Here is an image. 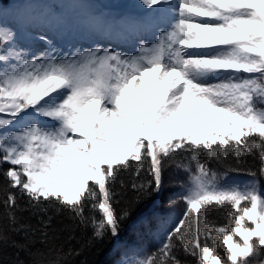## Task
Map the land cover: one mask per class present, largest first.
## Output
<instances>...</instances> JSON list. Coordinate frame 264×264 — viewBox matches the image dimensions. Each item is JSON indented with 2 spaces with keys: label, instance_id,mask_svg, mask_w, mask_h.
<instances>
[{
  "label": "snow or ice",
  "instance_id": "6c2138e0",
  "mask_svg": "<svg viewBox=\"0 0 264 264\" xmlns=\"http://www.w3.org/2000/svg\"><path fill=\"white\" fill-rule=\"evenodd\" d=\"M136 7L127 24L101 14V30L134 41L135 54L102 46L69 54L43 23L0 24V165L9 164L0 173V264H26L21 252L28 264H70L108 244L120 253L114 264H190L181 252L191 264H254L264 254V0ZM248 156L258 167L243 166ZM168 166L187 177L168 200L185 204L182 215L137 216L163 193ZM228 172L252 179L229 182ZM125 190L132 199L117 210ZM77 227L91 228L80 248L61 246L45 260L32 247L39 240L51 254L50 232ZM126 227L154 232L157 246L130 247Z\"/></svg>",
  "mask_w": 264,
  "mask_h": 264
},
{
  "label": "trees",
  "instance_id": "16d2710c",
  "mask_svg": "<svg viewBox=\"0 0 264 264\" xmlns=\"http://www.w3.org/2000/svg\"><path fill=\"white\" fill-rule=\"evenodd\" d=\"M33 3L38 5L39 7H45L46 5L49 6L50 9H56V8H62L63 10L72 11L76 5H71L67 2V0H31ZM77 6L84 2L87 3L85 0H75ZM15 0H0V9L3 7H11L12 4H14ZM75 7V8H76ZM16 30H19L16 28ZM59 37L61 39H64L66 42L67 49L69 50H77L76 45L71 39V35H66L59 33ZM130 159V158H129ZM202 160L205 159V157H201ZM130 163L132 165H135L137 162L132 161L130 159ZM229 163H233L232 161H229ZM259 165L258 160H254L251 156L247 157V163L244 164V167H252L256 168ZM9 167L8 163H4L0 165V173H2L3 170H6ZM210 167L214 168L218 172H224L226 169L223 166H220L218 164H210ZM124 180L126 182H130L132 177L128 175L127 172L124 173L123 176ZM227 179L229 182H243L246 180L252 179L251 177L247 176L245 173H233L228 172ZM260 180V188L264 190V178H257ZM3 177L0 175V182H2ZM187 177L185 173L179 169H177L174 166H168L165 169L164 172V184L165 188L163 193L152 200H149L146 202L140 209L139 212H137V216L140 215L141 212L150 211L154 214L156 217L157 222H172L177 220L183 213L185 209V204L183 202H178L174 205H170L168 203L169 197L178 196L180 193H182V183L186 185ZM2 195V194H0ZM133 193L131 190H125L123 201L116 205L117 210H119L122 207L126 206V202H130L132 199ZM23 203V201H21ZM3 212V207L0 206V213ZM27 215V213H25ZM97 216H99V213H97ZM135 216L133 217V220H135ZM60 217H56L54 221V225L56 228H61L62 225L59 223ZM33 223L35 221L33 220ZM64 223H68V221H64ZM153 229H155V224L153 225ZM50 235L57 237L49 241L48 248H53V252L49 254L47 252V248H45L44 245H42L39 240L32 246L33 248L41 249L45 252V256L43 257L45 260L54 258L55 256V250L56 248H60L62 246V251L67 252L69 247L72 248H80L82 245L85 244L87 238L91 235V228H84V227H77L75 229V232H69L67 230L59 231L58 233H51ZM70 236H74L73 239H69ZM122 239H127L129 246L133 248H140L141 246H147L149 250L154 249L157 246V240L155 238L154 232H150L149 230L145 229L139 236H134L130 232L129 228H125V231L121 234ZM17 240L21 239L19 236L15 237ZM238 238V237H237ZM222 245V241H221ZM54 246V247H53ZM112 245L108 244L106 246H103L101 249L93 248L91 250H86L83 252V254L76 256L71 259L70 264H114V260L119 259L120 253L119 252H113L112 251ZM8 255H11L15 251V249H7L6 250ZM20 258L23 259L26 264L30 261V257L26 255L24 252L20 253ZM181 259H188L191 264V258L185 257L184 254L180 253ZM261 261H264V254H262L259 257L254 258V264H260Z\"/></svg>",
  "mask_w": 264,
  "mask_h": 264
},
{
  "label": "rangeland",
  "instance_id": "374dc122",
  "mask_svg": "<svg viewBox=\"0 0 264 264\" xmlns=\"http://www.w3.org/2000/svg\"><path fill=\"white\" fill-rule=\"evenodd\" d=\"M87 4L80 5L70 13L62 8L50 9L49 6L39 7L31 0H16L11 7L0 9V24L19 30L37 23L49 26L56 35V43L59 49L69 52L64 39L59 37V33L70 34L76 48L83 50L87 47L102 46L112 47L124 51L128 54H135L138 45L123 34L115 31H102L103 18H115L123 24H127L135 19L136 12L140 11L136 7L139 0H85ZM68 3L75 4V0H67ZM103 14V18L101 17ZM154 43L155 38L148 40ZM37 49L44 46L37 44ZM116 260H114L115 262ZM113 262V263H114Z\"/></svg>",
  "mask_w": 264,
  "mask_h": 264
},
{
  "label": "bare ground",
  "instance_id": "6f19581e",
  "mask_svg": "<svg viewBox=\"0 0 264 264\" xmlns=\"http://www.w3.org/2000/svg\"><path fill=\"white\" fill-rule=\"evenodd\" d=\"M124 1H130V0H124ZM140 11L136 12V16L140 15Z\"/></svg>",
  "mask_w": 264,
  "mask_h": 264
}]
</instances>
